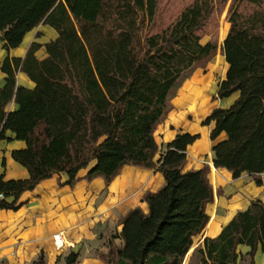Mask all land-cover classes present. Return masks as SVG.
I'll return each mask as SVG.
<instances>
[{
	"label": "trees",
	"instance_id": "obj_1",
	"mask_svg": "<svg viewBox=\"0 0 264 264\" xmlns=\"http://www.w3.org/2000/svg\"><path fill=\"white\" fill-rule=\"evenodd\" d=\"M229 1L0 0L7 53L40 26L56 32L44 44L32 42L23 57L0 63V141L25 143L11 157L29 174L0 176V210H18L22 194L55 175L60 185L74 188L79 172L89 169L87 181L103 178L109 185L126 166L160 164L165 183L144 195L148 211L131 210L120 221L121 231L109 236L108 252L98 257L105 264H183L223 190L213 186L209 165L185 170L188 147L199 135L178 134L156 163L154 133L183 84L217 56L220 17ZM227 21L221 53L229 68L217 98H238L203 124L215 125L212 142L222 133L227 137L212 150V168L226 169L234 180L247 174L262 187L264 0H231ZM41 50L43 58L37 56ZM20 74L33 86L19 84ZM11 103L17 106L12 112ZM259 250L264 253V202L255 200L217 237L205 238L190 264H255ZM78 258L71 251L65 264ZM34 264H46L44 253Z\"/></svg>",
	"mask_w": 264,
	"mask_h": 264
},
{
	"label": "crops",
	"instance_id": "obj_2",
	"mask_svg": "<svg viewBox=\"0 0 264 264\" xmlns=\"http://www.w3.org/2000/svg\"><path fill=\"white\" fill-rule=\"evenodd\" d=\"M45 27L54 34L51 38L54 39L56 32L48 26ZM31 33L18 49L11 50L10 53L2 51V62L8 56L23 57L28 49L25 42ZM4 77L2 74L0 87L4 84ZM191 79L184 84L174 100V111L169 113L166 121L157 126L154 133L159 146L154 159L156 163L161 160L168 144L173 142L178 134L190 133L200 136L188 147L186 171L202 169L205 164L214 167L212 150L227 137L222 133L212 142L210 133L215 125L203 124L214 110L229 108L238 98L236 94L227 100L219 99L217 106H212L206 94L209 89L208 80H200L199 75ZM18 82L27 87L33 86L21 74L18 75ZM217 91L218 86L213 93ZM16 109L14 103L7 107L11 112ZM190 115L198 118L197 122L190 123ZM8 136L13 135L8 133ZM23 148L25 143L22 141H0V176L5 174L6 180L29 177L27 170L11 157L12 151ZM4 159L5 168L2 166ZM159 165L153 169L126 166L109 185L103 178L87 181L85 177L89 169L79 172L78 177L81 180L74 188L60 185L58 175L42 181L33 191L22 194L18 210H0V264H34L41 253H44L46 264H65V257L71 251L79 253L76 264H105L95 254H106L109 250V236L113 232L121 231L120 221L137 207L147 212L148 205L143 201L144 195L147 192H156L164 185V177L158 171ZM212 171L216 174L215 189L221 187L223 196L215 198L211 220L201 234L200 244L205 238L217 237L223 227L238 212L246 210L253 201L264 202V175L263 186L258 187L247 174L234 180L232 173L226 169L212 168ZM66 180L67 176L63 175L62 182ZM57 236L63 237L60 250L55 244ZM116 243L120 247L123 246L122 240H117ZM241 250L247 253L249 248L244 246ZM255 264H264V253L261 250L255 257Z\"/></svg>",
	"mask_w": 264,
	"mask_h": 264
},
{
	"label": "rangeland",
	"instance_id": "obj_3",
	"mask_svg": "<svg viewBox=\"0 0 264 264\" xmlns=\"http://www.w3.org/2000/svg\"><path fill=\"white\" fill-rule=\"evenodd\" d=\"M230 3H231V0L228 2L223 14L220 17V27H219V32H218V42L220 45V49L218 51L217 56L211 62L206 64L205 66L198 68L191 77V78H194L195 76L199 75L200 80H202V81L208 80L209 89H208V92L206 91L207 92L206 94H208L207 97H208L209 101H211L212 106H214V105L217 106V104L219 102V99L217 98V92H215V94L213 93L214 89L217 88L218 84L221 82L222 79L224 80L226 78V74L228 71V64L226 63L224 57L222 56L221 46L223 44L224 38H225V36L228 32V28H229V24L227 21V14H228V9H229ZM39 31H41L43 33V37L40 39H36V33ZM53 37H54V34L48 28H46L45 26H40L27 37V40H26L27 42H25L27 45L26 47H29L30 44L32 42H35V41L40 42L41 44H44L46 41L51 40V38H53ZM210 39H211V37L207 36L204 38L203 41L207 42ZM2 47H3V42H2V36L0 35V53L2 51H4L2 49ZM37 56L39 58H43L44 57V51L41 50L40 52H38ZM2 58H3V54H0V63L2 62ZM1 77H2V73L0 72V79H1ZM190 79H189V81H190ZM184 84H183V86H184ZM179 91H178V93H179ZM178 93H177V96L171 101V110L169 111V113L173 112L175 109L174 100L178 97ZM199 99H200V97H199ZM169 113H168V115H169ZM168 115L166 116V118L162 122L166 121V119L168 118ZM204 115H206V113L203 114L201 117L203 118ZM197 120H198V118H196L194 115H190L188 117V121L190 123H195V122H197ZM205 165H208V164H205ZM210 170H211L210 178H211V181L213 183V186L215 187L216 176H214V175H216V174H214L211 167H210ZM212 209H213V206L211 205L208 209L209 215H211ZM201 241H202V235H200L199 237H197L194 240V247H192L191 251L189 252V254H188L189 256L188 255L186 256L183 264H190L191 259H192V255H193V251L196 248V246H198L201 243ZM95 255L98 256L97 253Z\"/></svg>",
	"mask_w": 264,
	"mask_h": 264
},
{
	"label": "built area",
	"instance_id": "obj_4",
	"mask_svg": "<svg viewBox=\"0 0 264 264\" xmlns=\"http://www.w3.org/2000/svg\"><path fill=\"white\" fill-rule=\"evenodd\" d=\"M3 196L2 195H0V198H2ZM60 236H57V237H55V244H56V248L58 249V250H60L61 248H62V246H63V243H61V244H59L58 243V238H59Z\"/></svg>",
	"mask_w": 264,
	"mask_h": 264
},
{
	"label": "bare ground",
	"instance_id": "obj_5",
	"mask_svg": "<svg viewBox=\"0 0 264 264\" xmlns=\"http://www.w3.org/2000/svg\"><path fill=\"white\" fill-rule=\"evenodd\" d=\"M62 239H63V237H59V238L57 239L59 244L62 243Z\"/></svg>",
	"mask_w": 264,
	"mask_h": 264
}]
</instances>
